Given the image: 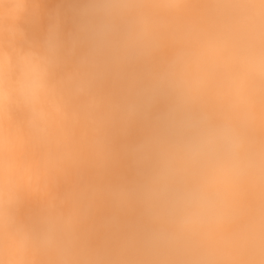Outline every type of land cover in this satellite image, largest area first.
<instances>
[{
    "label": "clouds",
    "instance_id": "1",
    "mask_svg": "<svg viewBox=\"0 0 264 264\" xmlns=\"http://www.w3.org/2000/svg\"><path fill=\"white\" fill-rule=\"evenodd\" d=\"M0 264H264V0H0Z\"/></svg>",
    "mask_w": 264,
    "mask_h": 264
}]
</instances>
